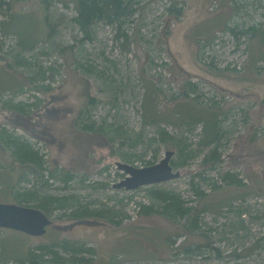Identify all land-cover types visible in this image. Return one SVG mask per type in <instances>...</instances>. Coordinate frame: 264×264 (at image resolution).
Instances as JSON below:
<instances>
[{"label": "rangeland", "instance_id": "1", "mask_svg": "<svg viewBox=\"0 0 264 264\" xmlns=\"http://www.w3.org/2000/svg\"><path fill=\"white\" fill-rule=\"evenodd\" d=\"M62 2L17 0L0 15V133L29 143L58 174L44 195L74 197L101 216L51 208L43 236L0 229V253L18 258L69 239L95 247L96 264H264V35L253 31L264 34V0H136L129 43L104 23L82 42L73 0ZM47 15L52 35L22 52L19 43L50 34ZM17 54L30 65L7 66ZM21 103L25 114L10 107ZM214 103L218 122L201 108ZM219 123L218 155L205 165L214 146L203 143ZM168 151L180 178L114 188L126 177L118 163L149 167ZM0 161V203H16L11 191L34 179L1 144ZM162 195L198 216L197 231L161 212Z\"/></svg>", "mask_w": 264, "mask_h": 264}, {"label": "trees", "instance_id": "2", "mask_svg": "<svg viewBox=\"0 0 264 264\" xmlns=\"http://www.w3.org/2000/svg\"><path fill=\"white\" fill-rule=\"evenodd\" d=\"M17 0H0V15L7 17L13 10V3ZM53 0H43L46 8H50V4ZM63 5H67V2H62ZM76 15L72 18V21L76 23L81 34L82 42H93L95 39V26L98 23H104L111 26L116 30V39H124L125 42L129 43V37L126 33V26L133 22V17L138 10L136 5V0H73ZM171 14L177 11V16L182 15V11L175 7L169 9ZM12 15V14H11ZM49 16L47 15L48 26L50 34L41 39H37L32 45H19L21 46L22 52L34 49L36 43L45 42V39L52 35L54 31V25L49 21ZM3 24V23H2ZM236 35V30L231 29ZM259 32L260 35H264L260 30H253ZM168 32V30H167ZM11 33V32H10ZM169 33L167 34L168 37ZM38 38V37H37ZM45 38V39H44ZM43 39V40H42ZM42 40V41H40ZM21 42V39H20ZM1 51V47H0ZM199 52V58L200 57ZM30 65L25 59L19 54L12 58V61L7 63V66L11 67H26ZM45 75V73H44ZM42 76L44 79L45 76ZM190 90L196 91V84L189 83ZM215 105H210L208 107H201L203 110L209 111V113H214V120L219 116L217 103ZM10 105V104H9ZM14 110H17L19 114H25L28 110L26 104H17ZM200 107V106H199ZM217 109V110H216ZM218 122V121H216ZM157 124V123H156ZM217 127L214 138L210 140H205L203 143L205 146H214L210 154L205 158L204 164L213 166L218 155L217 148L220 145V141L223 138V128ZM91 126L85 125L84 129H91ZM160 132L162 141L167 142L166 130L164 127H157ZM3 131V130H1ZM0 144L3 150L6 151L12 159L13 164L17 165L18 168H23L27 171V175H30L34 179V185L31 188L24 189L21 191L12 190V194L16 200L17 204L31 206L42 210L46 215L50 216L51 208H59L62 210L73 209L71 217L75 220L80 218H100L101 214L88 210L87 208L77 207V200L74 197H55L44 195L42 192L46 191L51 184V180L57 179L58 174L55 171L46 172L47 170L43 167V161L38 153L35 152L31 145L25 141L15 138L14 136L8 135L5 132L0 133ZM226 178V177H225ZM73 177L70 172H65L62 175L61 180L64 183H69L72 181ZM30 182L29 178H25L24 182ZM43 194V195H40ZM160 199L165 203L161 209V212L167 215L169 218L176 219L179 218L182 221H188L192 225L190 229L197 231L198 229V216L189 208H182L178 200L175 197L169 198L166 196H159ZM36 203L35 206L28 205V203ZM112 222V221H111ZM115 225H119V222H112ZM97 250L95 247L88 245L85 241H74L69 239H64L59 242L51 244L36 245L29 249L25 256H19L14 258L13 256H8L5 252L0 253V264H10V261H14L13 264H96Z\"/></svg>", "mask_w": 264, "mask_h": 264}, {"label": "water", "instance_id": "3", "mask_svg": "<svg viewBox=\"0 0 264 264\" xmlns=\"http://www.w3.org/2000/svg\"><path fill=\"white\" fill-rule=\"evenodd\" d=\"M174 155L175 152L168 151L159 163L144 168L118 163L117 167L126 177L114 188L134 191L144 186L157 185L180 178L181 173L175 171L171 165ZM52 225V219L40 209L17 203H0V229L40 237L45 235Z\"/></svg>", "mask_w": 264, "mask_h": 264}, {"label": "crops", "instance_id": "4", "mask_svg": "<svg viewBox=\"0 0 264 264\" xmlns=\"http://www.w3.org/2000/svg\"><path fill=\"white\" fill-rule=\"evenodd\" d=\"M3 163L2 161H0V164Z\"/></svg>", "mask_w": 264, "mask_h": 264}, {"label": "bare ground", "instance_id": "5", "mask_svg": "<svg viewBox=\"0 0 264 264\" xmlns=\"http://www.w3.org/2000/svg\"><path fill=\"white\" fill-rule=\"evenodd\" d=\"M146 86V85H145ZM145 95V94H144ZM194 97V96H193ZM143 98V97H142ZM182 221V220H181Z\"/></svg>", "mask_w": 264, "mask_h": 264}]
</instances>
